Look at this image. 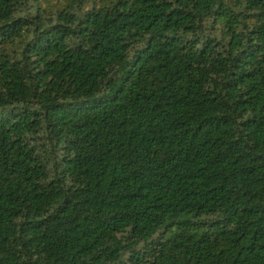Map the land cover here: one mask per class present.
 <instances>
[{
    "label": "trees",
    "instance_id": "trees-1",
    "mask_svg": "<svg viewBox=\"0 0 264 264\" xmlns=\"http://www.w3.org/2000/svg\"><path fill=\"white\" fill-rule=\"evenodd\" d=\"M0 264H264V0H0Z\"/></svg>",
    "mask_w": 264,
    "mask_h": 264
}]
</instances>
